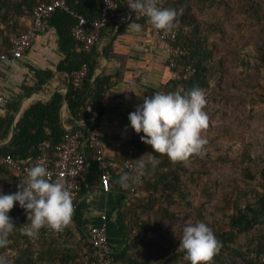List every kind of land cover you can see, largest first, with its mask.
Masks as SVG:
<instances>
[{
	"label": "trees",
	"instance_id": "1",
	"mask_svg": "<svg viewBox=\"0 0 264 264\" xmlns=\"http://www.w3.org/2000/svg\"><path fill=\"white\" fill-rule=\"evenodd\" d=\"M44 1L50 0H0V52L11 51L9 33H21L26 30L27 22L32 19L34 7ZM220 1L160 0L163 8L177 10L174 25L179 29L177 43L188 51L182 58L195 67V72L183 80L172 79L169 75L157 91L186 94L193 88H199L204 92L208 103L219 101L217 98L211 99V95L213 97L211 89L214 88L210 87L212 86L215 57L214 49L209 42V32L215 26H209L208 21L200 18L196 10L214 7ZM102 3L103 0H70L73 9L94 18L101 14ZM132 20L142 21L132 17L124 24ZM50 21L59 30L60 45L65 54L58 64V70L69 75L67 91V116L69 117L63 119L65 93L61 91H57L47 100H33L16 122V134L13 140L9 144H0L2 151L11 152L18 159L28 160L37 157L41 151L40 143L44 139H50L53 144L58 143L66 131L67 121L75 125L89 118L92 115L89 107L102 115L104 113L103 98L113 85L111 74L103 68L95 78L88 105V90L95 71L102 63V55L109 56L113 39H109L102 49L98 44L85 49L82 44L77 43L73 36L72 27L76 19L72 13L58 10ZM117 26L112 24L105 29L109 27L114 29ZM105 29L102 31V36ZM84 64L88 66L86 77L80 85H75L73 72L81 70ZM23 89L25 95L22 93L12 103L7 104V114L4 119L0 120V141H5L9 137L20 104L26 95H31L35 90L33 86L27 85H23ZM207 110L209 117L211 114L209 104L205 112ZM47 127L51 129V133L46 131ZM75 129H82L87 133L88 124H80ZM141 135L144 134L135 132L127 141L125 149L118 155L121 157L144 155V159L148 160L153 155L151 153L153 150L151 145L141 141ZM210 142H212L211 139ZM208 144L207 142L205 145ZM156 155L159 163L154 168L150 167L148 173L144 175L143 183L138 188V195H132L129 190L118 191L120 206L117 209L115 220L126 238V243L121 249H116L110 243L114 248L112 264H188L184 260V251L178 248L179 242L174 247L170 243V247L152 261L140 258L138 255L152 234L159 233L167 237L168 231L172 232V228L180 224L181 217L172 210V207L179 206L178 204L181 203L192 206L189 200L190 188L186 178L195 182V176L198 173L191 167L195 154L186 161L176 162L171 161L167 155ZM256 158L250 153L245 154V159L249 160L251 165L253 162L260 164L258 172L262 175L260 185L263 191L258 187L248 189L247 193L250 198L245 204L236 202L231 212L224 213L222 224H215L214 221L210 223L220 243L207 264H264V155H258ZM88 159L90 164L87 178L88 182L93 184L99 181V170L91 153ZM229 159L220 157V160L225 162ZM119 175L120 173L115 177L117 181ZM249 175L252 178L255 177L251 173ZM0 180L6 186L4 193L17 191V185L21 182L20 174L6 164L0 165ZM86 192L87 188L84 187L83 194ZM19 208L18 203H14V207L9 212L18 228L23 227V224L27 222V215L18 218ZM84 214L80 205L73 212L75 227H70L58 237H48L44 232L39 231L37 237L30 239L21 231H14L9 237L11 243L6 248H0V255L6 256L9 264H82L80 261L82 252L92 250L88 240L92 225L87 226L84 223ZM107 223L109 226V218ZM242 237L245 241H241ZM197 264H206V262L197 261Z\"/></svg>",
	"mask_w": 264,
	"mask_h": 264
},
{
	"label": "rangeland",
	"instance_id": "2",
	"mask_svg": "<svg viewBox=\"0 0 264 264\" xmlns=\"http://www.w3.org/2000/svg\"><path fill=\"white\" fill-rule=\"evenodd\" d=\"M196 13L215 26L209 32L215 57L210 87L214 88L211 99L219 101L207 102L204 107V111L208 104L211 108L208 127L201 133L209 144L191 163L198 171L196 181L186 178L192 206L181 203L172 207L181 222L167 237L152 234L138 254L148 261L156 259L170 243L176 246L186 224L201 218L222 224L225 212L250 198L248 189L263 191L260 164L251 165L245 154L254 158L264 155V0H221ZM221 156L230 159L221 161ZM5 189L0 180V190Z\"/></svg>",
	"mask_w": 264,
	"mask_h": 264
},
{
	"label": "clouds",
	"instance_id": "3",
	"mask_svg": "<svg viewBox=\"0 0 264 264\" xmlns=\"http://www.w3.org/2000/svg\"><path fill=\"white\" fill-rule=\"evenodd\" d=\"M128 7L135 13L147 17L155 29L170 31L176 22L177 10L159 7L157 0H130ZM133 33L142 31L141 24L132 20L127 28ZM207 100L204 92L193 88L186 94L180 92L161 93L145 96L143 103L130 112V127L136 133H143L141 141L151 145L153 155L135 159L133 173L121 172L118 183L127 189L131 183L146 175L159 163L156 154L167 155L173 161H186L193 154L203 155L207 143L202 131L208 127V116L204 111ZM18 203L25 210L27 222L16 227L9 212ZM74 206L68 188L61 181L53 182L46 167L37 163L17 185V191L4 193L0 190V248H6L10 234L21 231L35 238L41 228L47 226L61 231L73 216ZM219 238L206 219H198L184 226L178 248L184 251L188 264L210 260L219 247ZM0 264H9L6 256L0 255Z\"/></svg>",
	"mask_w": 264,
	"mask_h": 264
},
{
	"label": "crops",
	"instance_id": "4",
	"mask_svg": "<svg viewBox=\"0 0 264 264\" xmlns=\"http://www.w3.org/2000/svg\"><path fill=\"white\" fill-rule=\"evenodd\" d=\"M136 22L141 24V32L133 33L126 29L129 23L114 29L109 27L105 29L98 43L102 49L109 39H113L109 56L102 55L100 65L102 68L99 70V66L96 69L99 73L106 68L112 76L113 85L103 98L104 113L100 115L98 111L89 107L92 113L89 118L75 125L69 121L65 124L67 127L76 128L89 119L102 123L106 151L110 156H116L123 151L127 141L135 133L130 127L129 113L143 103L145 96L151 97L169 78L167 41L157 38L148 23ZM64 56V50L60 45V33L55 27L53 30L40 33L31 48L16 62L0 61V89L6 98L0 109V120L7 114V104L12 103L18 95L24 94L23 85L33 86L35 90L23 99L16 113L15 122L33 100H47L57 91L66 95L69 75L58 70V64ZM66 105L65 102L63 119L69 117ZM11 134L12 130L9 137L5 141H0V144L6 143ZM119 202L118 190L106 192L99 188L90 190L81 201L85 213L84 223L87 226L100 223L102 215H108L110 243L116 249H121L126 243V238L115 220Z\"/></svg>",
	"mask_w": 264,
	"mask_h": 264
},
{
	"label": "built area",
	"instance_id": "5",
	"mask_svg": "<svg viewBox=\"0 0 264 264\" xmlns=\"http://www.w3.org/2000/svg\"><path fill=\"white\" fill-rule=\"evenodd\" d=\"M130 0H103L101 14L98 17L86 16L70 5V0H50L37 4L33 9V16L27 25L26 30L21 33L10 32V52H0V61L16 62L31 48L35 39L40 33L53 30L55 27L50 19L58 10H66L72 13L76 19L72 27V33L78 44L85 49L100 43L102 31L109 25H121L129 22L132 17L146 23L147 17L133 12L129 7ZM159 7H162L160 0H157ZM154 35L168 43L167 63L169 75L172 79L183 80L195 72L191 63L183 60L182 56L188 51L177 43L179 29L173 27L170 31L155 29L150 23ZM88 72L87 64L81 70L73 72V83L80 85ZM6 102L5 94L0 89V109ZM92 120V119H91ZM90 119L83 123L88 124L87 133L82 129L66 127L58 143L53 144L50 139H44L40 143V153L37 157L23 160L16 158L11 152H4L0 149V165L6 164L13 171L20 174L21 181L27 176L28 170L37 163L43 164L50 173V179L61 181L65 184L72 196L74 211L81 205L83 196L94 188L103 191L116 189L118 191L129 190L132 195H138V188L143 183V177L131 183L127 189L121 188L115 179L121 172L133 173L136 160L139 156L119 155L110 156L106 151L103 125L99 121L92 122ZM91 121V122H90ZM51 133L49 127L46 128ZM89 153L98 165V179L96 183L88 182L87 173L89 168ZM84 187L87 192L83 194ZM26 212L21 207L17 212L18 218H22ZM108 216L102 215V221L90 227L88 240L91 245L90 251L82 252L80 261L82 264H112L114 259V248L110 244L108 235ZM76 225L74 215L71 222L61 231H55L47 226L40 229L48 237H58L65 233L70 227ZM32 239V238H30ZM264 258V255H263Z\"/></svg>",
	"mask_w": 264,
	"mask_h": 264
},
{
	"label": "water",
	"instance_id": "6",
	"mask_svg": "<svg viewBox=\"0 0 264 264\" xmlns=\"http://www.w3.org/2000/svg\"><path fill=\"white\" fill-rule=\"evenodd\" d=\"M101 68H102V67L100 66L98 69L100 70ZM99 70H98V71H99ZM98 71H97V70L95 71L93 81L91 82V85H90L89 90H88V99H87V103H88V105H89V95H90V92H91L92 86H93V84H94L95 78H96V76H97V74H98ZM65 102H66V104H67L66 106H68L67 94L65 95ZM15 134H16V122H14V125H13V127H12V134H11L9 140H8L6 143H4V144H9V143L13 140V138L15 137Z\"/></svg>",
	"mask_w": 264,
	"mask_h": 264
}]
</instances>
